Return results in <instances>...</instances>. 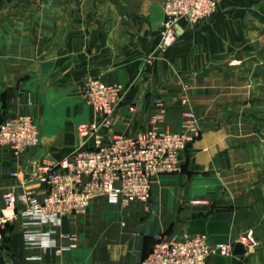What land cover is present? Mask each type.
<instances>
[{
	"label": "crops",
	"instance_id": "crops-1",
	"mask_svg": "<svg viewBox=\"0 0 264 264\" xmlns=\"http://www.w3.org/2000/svg\"><path fill=\"white\" fill-rule=\"evenodd\" d=\"M164 1L118 14L102 12L103 2L94 0L100 8L93 13L80 3L72 14L70 0H0V123L26 114L40 133V144L19 158L0 147V211L7 191L42 195L46 187L31 181L36 169L82 144L78 126L94 120L83 92L91 78L126 88L106 144L150 129L159 96L168 104L165 127L179 131L190 109L202 131L182 155L181 171L154 183L148 204L96 199L85 215L42 225L56 245L47 250L27 244L17 218L0 264H139L163 233L237 245L249 232L257 247L207 264H264V137L256 127L264 110L262 1L223 0L201 24L182 23L176 45L147 64L160 41ZM72 237L77 246L67 248Z\"/></svg>",
	"mask_w": 264,
	"mask_h": 264
},
{
	"label": "built area",
	"instance_id": "built-area-1",
	"mask_svg": "<svg viewBox=\"0 0 264 264\" xmlns=\"http://www.w3.org/2000/svg\"><path fill=\"white\" fill-rule=\"evenodd\" d=\"M223 0H165V20L158 49L163 52L176 45L185 30L182 23L196 25L213 16ZM126 88L119 83L90 79L84 98L93 109L94 120L78 126L82 144L56 163L36 169L31 181L46 187L39 195L33 188L21 193L7 191L0 211V249L6 243V231L18 218L28 245L44 250L56 247L40 230L46 223L60 224L63 217L85 215L91 203L106 198L110 203L129 207L149 203L154 183L162 175L176 174L182 168V155L197 140L201 129L192 111L183 114L179 131L163 127L167 105L158 97L150 119L151 128L138 136H114L104 143L106 132L113 125V115L123 101ZM133 110V108H130ZM40 144L37 124L30 115L22 114L0 123V146L10 148L19 158L25 151ZM18 176V173H13ZM191 205H206L192 200ZM74 243L67 248L77 246ZM246 248L258 245L253 232L243 236ZM235 244L212 242L206 234H161L147 257L139 264H207L210 257H229ZM65 248H57L60 253Z\"/></svg>",
	"mask_w": 264,
	"mask_h": 264
},
{
	"label": "rangeland",
	"instance_id": "rangeland-1",
	"mask_svg": "<svg viewBox=\"0 0 264 264\" xmlns=\"http://www.w3.org/2000/svg\"><path fill=\"white\" fill-rule=\"evenodd\" d=\"M94 1V0H70V4H69V8H70V11L72 14L76 13L77 9L79 8V5L80 3L82 4V7L86 10V13L87 14H91L94 12V10H96L97 8H100L99 6H97L96 4L94 5H91V2ZM96 1H100V4H104V6L101 8L102 9V12H117L118 14H130V13H139L141 10L144 9V3H146V1H150V0H96ZM102 1V2H101ZM152 3H153V0H151ZM157 0H155L156 2ZM262 1V6L260 9H257L256 13L257 15H262V19L264 20V0H261ZM165 3V1H164ZM67 2H65V6H66ZM148 11V9H147ZM163 12H164V20H165V11H164V5H163ZM148 13V12H147ZM212 17V16H211ZM209 17V18H211ZM207 18V19H209ZM205 19V20H207ZM205 20H203L202 22H204ZM202 22L196 24V25H199L201 24ZM164 24V22H163ZM189 25V24H187ZM190 26H195V25H190ZM262 27V30H263V37H262V44H263V48H264V21H263V24L261 25ZM185 30V28H184ZM162 31H163V25H162V30H161V34H160V40H161V36H162ZM185 33V32H184ZM160 43V41H159ZM159 43L157 44V47L155 49V52L154 54H152L150 57H148V59L146 60V63L147 64H151L153 63L154 59H156V57L161 54V53H164L163 51H161L160 49H158V45ZM168 51V50H167ZM262 60L264 61V51L262 53ZM262 72V79H263V83H264V68L260 71V73ZM91 79H94V78H91ZM101 79V78H99ZM90 80V79H89ZM88 80V81H89ZM102 80V79H101ZM87 81V82H88ZM86 82V83H87ZM120 84V83H119ZM86 85V84H85ZM124 86V85H123ZM84 89H85V86H84ZM84 92V90H83ZM263 93H264V90H263ZM160 97V96H159ZM158 98V97H156ZM155 98V99H156ZM155 99H154V113H155V110H156V105H155ZM163 99V98H162ZM164 100V99H163ZM164 102L166 103L167 105V115H168V104L167 102L164 100ZM263 109H264V106H263ZM131 110V109H130ZM186 111H192L190 109H187L183 112V114L186 112ZM195 116H196V120L198 122V125L200 127V121L196 115V113L194 111H192ZM153 113V114H154ZM182 119H183V116H182ZM167 121V120H166ZM166 124V123H165ZM165 124L163 125V127L167 130H169L167 127H165ZM181 125H182V121H181ZM256 127H257V130L262 132V136L264 137V110H263V115L261 117H258V121L256 122ZM201 129V127H200ZM171 131V130H170ZM202 135V131H201V134L199 136V138L201 137ZM198 138V139H199ZM197 139V140H198ZM196 141V140H195ZM194 141V142H195ZM0 147H4V146H0ZM189 149V148H188ZM263 175H264V170H263ZM137 204H143V203H137ZM148 204V203H147ZM120 206V205H119ZM122 207V206H121ZM165 234V233H163ZM168 235V234H167ZM159 236V235H158ZM1 250V249H0Z\"/></svg>",
	"mask_w": 264,
	"mask_h": 264
},
{
	"label": "water",
	"instance_id": "water-1",
	"mask_svg": "<svg viewBox=\"0 0 264 264\" xmlns=\"http://www.w3.org/2000/svg\"><path fill=\"white\" fill-rule=\"evenodd\" d=\"M245 252H246V248H245L241 243L235 245V247H234V253H235V254H240V255H242V254H244Z\"/></svg>",
	"mask_w": 264,
	"mask_h": 264
}]
</instances>
